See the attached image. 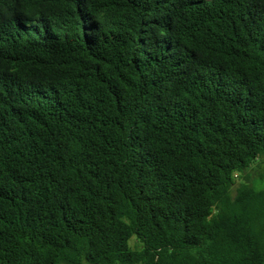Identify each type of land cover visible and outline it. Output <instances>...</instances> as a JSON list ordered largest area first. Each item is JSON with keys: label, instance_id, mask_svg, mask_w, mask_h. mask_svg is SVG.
<instances>
[{"label": "trees", "instance_id": "16d2710c", "mask_svg": "<svg viewBox=\"0 0 264 264\" xmlns=\"http://www.w3.org/2000/svg\"><path fill=\"white\" fill-rule=\"evenodd\" d=\"M264 0H0V264H264Z\"/></svg>", "mask_w": 264, "mask_h": 264}, {"label": "rangeland", "instance_id": "374dc122", "mask_svg": "<svg viewBox=\"0 0 264 264\" xmlns=\"http://www.w3.org/2000/svg\"><path fill=\"white\" fill-rule=\"evenodd\" d=\"M261 184H263V185H264V182H261Z\"/></svg>", "mask_w": 264, "mask_h": 264}]
</instances>
